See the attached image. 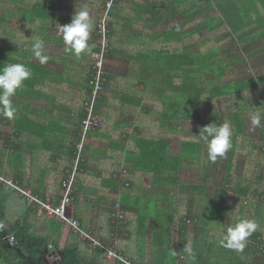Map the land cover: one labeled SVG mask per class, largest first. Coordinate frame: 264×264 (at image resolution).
<instances>
[{
  "label": "crops",
  "instance_id": "0c3cea01",
  "mask_svg": "<svg viewBox=\"0 0 264 264\" xmlns=\"http://www.w3.org/2000/svg\"><path fill=\"white\" fill-rule=\"evenodd\" d=\"M44 1L0 2L8 42L2 50L4 63H23L31 71L13 97L14 117L0 113V229L16 231L20 246L0 243L19 254L8 264H64L65 256L69 264H123L42 208L29 206L14 186L61 200L89 101L90 56L98 49L96 31L105 3ZM256 1L213 0L208 7L206 0H118L111 11L107 80L70 212L97 240L116 245L134 264H185L179 260V242L191 236L198 240L207 231L224 235L237 218L255 220L258 228L251 236L264 238V127L255 132L257 137L249 130L235 142L231 137L225 156L212 162L198 136L212 122L198 116L199 106L180 91L189 81L185 72L205 70V64L226 93L249 77L264 87V9L254 17L244 10L261 8ZM81 7L90 12L92 47L77 57L66 50L58 25L70 23ZM7 24L17 26L10 38L4 37ZM36 39L45 43V64L32 54ZM173 70L178 75L177 110L166 101ZM221 100L231 103L228 95ZM222 117L226 121L227 115ZM224 188V199H240L241 210L215 206ZM118 206L125 221L115 238ZM188 219L193 225H186ZM185 227L198 231L187 237ZM31 237L37 242L47 238L48 244L35 249L28 242ZM207 246L212 250L204 264L218 251ZM48 250L57 254L49 256ZM224 255V264H233L235 256L238 264H264V253L254 252L247 242L242 251L226 249Z\"/></svg>",
  "mask_w": 264,
  "mask_h": 264
},
{
  "label": "trees",
  "instance_id": "16d2710c",
  "mask_svg": "<svg viewBox=\"0 0 264 264\" xmlns=\"http://www.w3.org/2000/svg\"><path fill=\"white\" fill-rule=\"evenodd\" d=\"M3 1H9V2H18V0H0V2ZM210 4L208 7H211L212 1L206 0ZM44 2H49V0H45ZM256 2L260 3L261 8L256 6H249L248 9H244L247 11V14H249L251 17H254L255 15H258L260 13V9H264V0H257ZM257 12V13H256ZM251 25V24H250ZM261 26H264V22L261 21L260 23ZM17 32V26L16 24L9 25L7 24L5 27V35L4 37L9 38L16 34ZM8 46V42L5 38L3 39V34H2V18L0 15V67H3L4 65V60H3V53L2 50ZM202 62L206 63L205 59L201 57ZM206 59L208 57L206 56ZM205 70H194V71H187L185 74L187 75L186 80H189L185 83H183L180 86V91L183 94H189V102L193 104L194 106H199L198 109H196V113L198 116H206L208 122H214L217 125L223 124V123H228L233 131L232 133V138L233 142L237 140L239 134L241 133H246L248 130L250 131L251 135L253 137H257V133H255L257 130L260 128L264 127V92H263V86L259 85L258 80L255 77H249L244 80H241L240 82L236 83L233 85L232 92L226 93V89L224 87H221L219 84V81L217 83L216 78H211L210 73L213 71L209 69V66L207 64L204 65ZM177 71L173 70L170 72L168 75V78L171 80V88H170V93L169 96H167L166 101L171 104L174 108V110H177V105H178V84H175V79L177 78ZM173 79V80H172ZM174 82V83H173ZM224 95H228L229 100L231 101L230 104H225L222 100L221 97ZM157 107V106H156ZM222 113L227 115L226 121L222 117ZM202 114V115H201ZM252 114H258L262 117V122L261 126H255L251 122V115ZM173 117V116H172ZM174 119L176 117H173ZM253 143V141H251ZM255 143V142H254ZM256 144V143H255ZM156 153V151H154ZM158 153V152H157ZM84 164V163H83ZM170 166V165H169ZM169 166L167 168L169 170ZM155 167H152L151 169L157 173H160V170L154 169ZM177 175L174 174V181H176ZM224 187H226V183L223 184ZM226 195V188H224V191L221 192V196L219 199L215 200V205L217 207L223 208L226 207V205H230L229 207L232 208L231 205L238 206L241 201L240 199L236 200V198H232L229 196L227 200L224 199ZM236 202H234V200ZM238 208L241 210L240 206ZM187 210V207H186ZM195 216L197 217H202V214H199L198 208L196 209ZM190 221V222H188ZM193 220L188 219L184 221L186 225H193L191 224ZM191 224V225H190ZM186 228V233L184 236L187 235V237L191 236L195 232L198 231L196 228H191V227H185ZM189 231V232H188ZM208 235L203 236L204 233L201 235V238L198 240H192V236L186 240H184L182 243L179 242L181 246V251L183 252L182 255H180V261L185 262V264H204V257L206 255H209L208 250H212L211 248H208L207 245L212 244V246H215L216 250V256L213 258L211 257V260L208 261L207 264H224L223 260L224 257H226L225 250L226 248L221 247L219 244V241L223 238V235L221 234H216L212 235L210 231H207ZM10 231H6L5 229H0V237L8 235ZM192 233V234H191ZM15 235L18 237V233L15 231ZM203 236V237H202ZM253 237H262L259 235H254L250 236L248 238H253ZM263 238V237H262ZM41 242H37L31 237L28 239L29 243H32L31 245L35 247V249L41 250L42 247L48 244V239H39ZM187 242H190L193 248V253L191 256L187 255L184 252V246ZM0 262L2 264H8V260L11 258H15L16 260L17 255H19L16 251L13 249L8 248V244L5 243H0ZM248 244V243H247ZM249 245V244H248ZM19 241H18V245ZM250 246V245H249ZM16 247V246H13ZM251 247V246H250ZM251 249L254 252H262L261 250L254 249L251 247ZM264 253V252H262ZM37 254V251H35V254ZM16 256V257H14ZM183 256V257H182ZM210 256V255H209ZM234 259L233 264H238L236 261V256L233 257ZM241 260L239 259L238 261L241 263ZM64 264H69L66 260V256L64 257ZM215 262V263H214ZM175 264V262H173Z\"/></svg>",
  "mask_w": 264,
  "mask_h": 264
},
{
  "label": "built area",
  "instance_id": "2783aa9c",
  "mask_svg": "<svg viewBox=\"0 0 264 264\" xmlns=\"http://www.w3.org/2000/svg\"><path fill=\"white\" fill-rule=\"evenodd\" d=\"M118 0H105L100 13L97 25L98 49L91 53V76L89 80L90 95L89 101L85 106L84 117L80 123L79 138L75 144V153L71 169L67 171L62 181V197L59 202H54L50 197L42 198L39 194L25 188L14 185L17 190L25 196L27 203L31 207H40L47 215L67 224L77 234L82 235L86 240L93 242L98 247L108 252V255L119 260L123 264H134L131 260L118 253L115 246H108L97 240L91 231L85 229L82 223L71 215L70 208L74 203V192L78 182V176L83 172V163L85 162V152L89 140V134L97 126L98 119L96 115V106L105 88L107 80L106 59L110 47V24L109 17L111 11L116 6ZM212 1V0H208ZM264 92V88L262 89ZM0 179H3L0 177ZM11 183V182H10ZM125 221L124 211L120 206L114 214V237L120 236L121 226ZM190 222V221H188ZM0 241H5L12 246L18 245V239L14 234L2 236ZM246 242L254 249L264 252V238H248ZM183 257V256H182Z\"/></svg>",
  "mask_w": 264,
  "mask_h": 264
},
{
  "label": "clouds",
  "instance_id": "9594fccd",
  "mask_svg": "<svg viewBox=\"0 0 264 264\" xmlns=\"http://www.w3.org/2000/svg\"><path fill=\"white\" fill-rule=\"evenodd\" d=\"M92 29L93 24L87 7L77 8L70 23L58 25V33L66 50L71 51L77 57L91 51L92 45L89 43V38ZM31 51L41 64L48 61L49 57L46 54L43 40L36 39L31 45ZM30 76V69L23 63H4L3 67H0V113L6 118L14 117L16 109L13 97ZM250 119L253 125L261 126L262 117L260 115L252 114ZM198 136L206 145L207 158L212 162L224 157L231 148L232 129L228 123L217 125L213 122L205 125L200 129ZM257 228L258 224L255 220L237 218L236 222L226 228L219 244L226 249L242 251L246 240ZM183 250L191 256L193 253L191 243L187 242Z\"/></svg>",
  "mask_w": 264,
  "mask_h": 264
},
{
  "label": "water",
  "instance_id": "95a60500",
  "mask_svg": "<svg viewBox=\"0 0 264 264\" xmlns=\"http://www.w3.org/2000/svg\"><path fill=\"white\" fill-rule=\"evenodd\" d=\"M17 250L19 251L20 250V248H17ZM47 253L49 254V256H51V255H56L57 254V252L56 251H47Z\"/></svg>",
  "mask_w": 264,
  "mask_h": 264
},
{
  "label": "rangeland",
  "instance_id": "374dc122",
  "mask_svg": "<svg viewBox=\"0 0 264 264\" xmlns=\"http://www.w3.org/2000/svg\"><path fill=\"white\" fill-rule=\"evenodd\" d=\"M243 1H245V0H243ZM245 9H247V7H245ZM1 12H2V6L0 5V14H1ZM252 72V71H251ZM250 74H252V73H250ZM216 206V205H215Z\"/></svg>",
  "mask_w": 264,
  "mask_h": 264
}]
</instances>
